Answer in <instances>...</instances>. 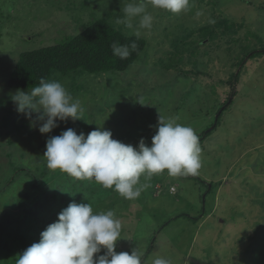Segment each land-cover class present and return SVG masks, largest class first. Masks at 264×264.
Returning a JSON list of instances; mask_svg holds the SVG:
<instances>
[{
    "label": "rangeland",
    "instance_id": "rangeland-1",
    "mask_svg": "<svg viewBox=\"0 0 264 264\" xmlns=\"http://www.w3.org/2000/svg\"><path fill=\"white\" fill-rule=\"evenodd\" d=\"M129 2L0 0V215L7 200L6 207L20 213L21 195L36 183L27 201L32 218L23 225L32 239L39 241L46 223L75 201L97 213L112 210L122 225L116 251L149 252L142 264L156 256L171 264H264V54L246 61L237 86L230 83L241 59L264 48V0H190L179 14L149 5L153 27L140 31L146 47L127 70L53 79L81 101L83 119L41 134L16 111L10 97L17 89L7 84L21 51L56 44L98 16L132 35L116 23ZM230 97L218 127L199 141L197 178L165 171L139 198L127 200L94 180L46 167L47 138L68 128L87 134L102 126L113 139L137 146L144 138L150 146L162 115L192 127L199 139Z\"/></svg>",
    "mask_w": 264,
    "mask_h": 264
},
{
    "label": "clouds",
    "instance_id": "clouds-1",
    "mask_svg": "<svg viewBox=\"0 0 264 264\" xmlns=\"http://www.w3.org/2000/svg\"><path fill=\"white\" fill-rule=\"evenodd\" d=\"M149 5L179 14L189 9L190 0H133L123 5V16L116 23L137 37L141 30L150 31L154 18L147 11ZM137 17L138 26L133 24ZM110 47L113 56L125 60L138 45L114 41ZM10 99L31 127L39 125L41 134L52 132L58 122L83 119L81 101L56 80L41 78L38 86L17 89ZM156 129L150 146L144 138L133 146L113 139L112 132L102 126L87 134L68 128L47 138L43 158L51 171L59 170L76 180H94L124 199L135 200L154 176L165 171L170 177L195 176L202 166L199 139L192 127L160 115ZM121 231V222L112 210L97 213L90 203L72 201L40 233L39 241L17 256L15 264H142L144 252L138 247L131 253L116 251ZM150 264H171V260L156 256Z\"/></svg>",
    "mask_w": 264,
    "mask_h": 264
},
{
    "label": "trees",
    "instance_id": "trees-1",
    "mask_svg": "<svg viewBox=\"0 0 264 264\" xmlns=\"http://www.w3.org/2000/svg\"><path fill=\"white\" fill-rule=\"evenodd\" d=\"M118 28L107 18L98 16L89 21L80 32L69 35L56 44L21 51L9 75L8 87L30 90L38 86L41 78L52 81L54 78L69 76L73 73L83 76L85 73L101 75L107 72L119 73L127 70L144 51L146 40L141 36L127 35ZM114 41H119L121 44H130L135 41L138 47L127 59L120 60L112 55L110 45ZM186 51H191V49L184 52ZM263 54L264 48L248 52L241 59L240 68L234 72L230 83L234 84V87L237 86L241 69L246 61ZM183 57L182 53L177 56L179 61ZM75 87L73 86V88ZM232 100V98H225L216 122L211 129L202 133L199 141H203L218 127L222 112ZM9 122V116H5L4 123L9 124ZM18 169L21 170L19 167ZM58 176L60 175L55 173L53 177ZM192 177L197 178L196 176ZM35 181L37 182V179ZM38 187L39 185L35 183L29 191L21 195L18 201L21 212L18 214L6 207L10 203L9 200L5 202V209L0 215V264H10L11 261L14 263L13 255L19 254V252L23 253L27 247L38 242L37 239H32L33 236L23 227L32 218V211L28 207L27 201L36 193ZM53 197L55 198V195ZM48 225L49 223H46V226ZM148 253H144L142 261L147 258Z\"/></svg>",
    "mask_w": 264,
    "mask_h": 264
},
{
    "label": "crops",
    "instance_id": "crops-1",
    "mask_svg": "<svg viewBox=\"0 0 264 264\" xmlns=\"http://www.w3.org/2000/svg\"><path fill=\"white\" fill-rule=\"evenodd\" d=\"M202 213H204L203 216H205L207 212H206L205 210H203ZM208 214H209V213H208ZM209 215H210V214H209Z\"/></svg>",
    "mask_w": 264,
    "mask_h": 264
},
{
    "label": "built area",
    "instance_id": "built-area-1",
    "mask_svg": "<svg viewBox=\"0 0 264 264\" xmlns=\"http://www.w3.org/2000/svg\"><path fill=\"white\" fill-rule=\"evenodd\" d=\"M173 189V188H172Z\"/></svg>",
    "mask_w": 264,
    "mask_h": 264
}]
</instances>
